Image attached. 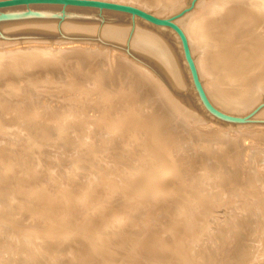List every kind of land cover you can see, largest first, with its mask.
Segmentation results:
<instances>
[{"label":"bare ground","instance_id":"6f19581e","mask_svg":"<svg viewBox=\"0 0 264 264\" xmlns=\"http://www.w3.org/2000/svg\"><path fill=\"white\" fill-rule=\"evenodd\" d=\"M153 2L158 7L155 11L156 14H163L164 12L167 14L169 12L168 9L172 7L171 2L173 1L170 2L171 4H169V0H153ZM239 7L245 9L250 15L253 12L255 14L257 12L258 14L256 15L261 13L259 16L260 18L264 16V0H207L206 3H203L199 12H190L177 20L189 44L190 51L194 54L197 51L194 60L195 68L200 78L204 79L203 84L206 87L209 98L219 108L234 113L243 112L244 108H247L248 105L256 99L258 91L261 88L264 89L263 84L258 85L256 82L260 78L258 81L262 80L264 83V74L259 73L260 70L264 73V31H261V33L259 32L260 37L257 38L260 44L259 54L262 55V59L260 58L261 62H259L260 60L256 62L257 65L252 64L253 66L245 64V61L249 60L258 49L259 45L256 39H254L255 41L252 43L251 40H253V38H250L252 43L250 47H247L249 45L246 46L245 44L243 48L238 47V49H236L237 47L235 48L232 43H228L224 38H228V35H220L222 34V21L218 20V18H223V16L226 15L228 16V14L235 11V9H239ZM174 9L173 7V10ZM263 19L264 17L259 20ZM256 22H258V20ZM258 26L260 27V25ZM238 27L235 29L237 30ZM227 29L228 28H226V30ZM226 30L224 31L225 33L228 32ZM233 31L230 33L234 36L233 33L235 32ZM104 32L111 37H119V34H122L118 30H108ZM236 34H238V31ZM230 36L228 39H230ZM130 45L141 56L148 59L155 66L154 68H157V71L163 76V79H161V77L155 74L157 71L154 73L151 67L150 69L145 67L147 63H143L144 66H142L143 64L141 65L126 60V66L132 70L133 75L131 77L135 80L130 78L131 81L130 83L128 82V86L124 85L123 87H127L125 88L127 89L126 92L132 97H134L133 95L137 89L142 90L143 97L148 96L151 104H144L145 107H143V109L141 108L142 111L135 110L137 109L136 107L133 110V106L132 108L131 106L127 107L128 105L122 106L121 103L116 101L118 99L115 98H121L120 90L123 87L121 88L119 85L125 80L123 79L125 76H122L123 78L118 77L122 80H120L121 83L118 82L119 79L115 78L117 79L116 82L120 83L119 85L117 84V86L121 89L118 87L116 88L112 83L115 88L105 90L106 86L104 87L105 89H103V84L108 79L106 77L108 72L106 71V75L103 74L107 79L104 77L105 81H100L98 75L104 72L100 69L99 71L97 70V72L101 73L96 74V76L89 75V77L93 76V82L90 83L96 86L94 90L100 92L102 96L110 101L114 100L117 102L115 105L120 108V110L114 117H110L108 114L109 112H106L108 109H105V107L101 105L95 107L97 111L95 109L92 112H88L87 110L84 111V102L82 101L81 104L78 102L83 96L82 92L80 93L81 97H77L75 93V95L63 94L66 95L67 104H62L61 108L54 109L55 107H53V109H51L50 106L45 105L43 102V98H46V95L51 94V92L43 93V90L47 89V85L41 88L40 83H36L35 81L36 89H32L34 91L29 90L31 93H27L28 90L26 91V95H28L29 99L27 97H25V99L27 98L26 100L21 98L20 100L18 98L19 100L14 104L13 102L12 104L11 102L6 103V106L4 105L5 108H2L3 104L2 106L0 105V109H3L2 111L7 114H12L10 117L19 123L16 130L25 133L35 131L41 137L31 140L28 145L22 144L23 147H21L20 150L23 152V155L13 156L11 154L13 151L9 150L10 147L6 149L4 147L3 151L0 153V160H3V166L0 165L1 184H9V177L13 176L10 185L13 181L15 182L11 188V192H16L35 201L44 211L50 225L57 227L63 223H76L78 226L77 230L81 232L83 237H85L86 240L90 238L94 241V245L92 244L94 246L93 248L89 245L94 253L90 256L87 254L86 258L81 260L83 264L91 262L94 260L95 256L105 257V260H107L106 264H115L114 253L117 252L119 256L123 257L121 264H208L203 258V248L196 250L195 245L191 244L188 240L176 239V235L178 232H181V229L186 230L185 228H188L186 223H189V220L195 221L199 219V216H197L198 214H196L197 210L192 207L194 204L197 205L202 212L205 211L204 218L200 220L204 222L206 226V220L213 216L212 210L217 208L223 210L221 215L223 221H218L216 230L210 232L207 236L208 239L211 238L213 240L216 248L215 251L218 253L221 252L223 242L226 240V242L230 243V246L226 249L230 251V249L234 247L237 251H234L236 254L232 253L233 256L232 254H230L231 256L228 255L233 258L235 255V261L232 260L233 258H227L230 263L241 260L244 264H264V127L253 129L259 132L255 135L258 138L252 145H246L248 148L241 154L236 153L231 143H229H233L232 140L236 138L237 134H229V132L224 131L223 134L220 133V137L216 139H205V142H207H203L204 144H201L200 140L189 145L186 142L187 147L190 146L188 149L190 155L186 153L190 158L189 163H177L175 156L172 157L173 155L171 156L167 151V147L171 144L169 142L174 139L173 127L175 122H181L180 124L185 125L183 127L185 129H196L199 124H201L199 115L194 114L191 107H187L177 96V92L179 90L181 91L186 84V79L179 63V57L167 39L155 33L148 32L142 29V27H138L134 30ZM51 46L49 48L46 45H34L26 49L23 47L24 50L20 51H17L14 47L15 50L9 48V50L4 51L3 44L0 43V73H5L6 70L14 71L19 69L20 66H23L25 68L24 73H26H23L25 75L24 77L31 81L32 76H30V74L33 75L32 73L36 71L33 69V63L42 60L45 64L50 61H55L63 65V54L65 53L64 50L67 48L58 47L56 49L54 46L55 49L51 51L53 47ZM75 48L80 47L76 46ZM90 48L87 49L86 46V49L83 51L85 55L83 60H85L88 63L87 66H89V69L86 66L85 68L93 72L95 70L93 68V65H95L93 64V59L96 56L101 57L102 55L107 58L106 60H108L110 56L104 48H102L103 50L101 48ZM231 52H234L236 55V61L230 58V61L226 58H221L218 59V64L222 67H218L215 64V61H217V53L230 57L229 54ZM77 60H81V58ZM83 64L85 65V62ZM83 64H81V66ZM248 66L251 67L247 68ZM111 67L112 66H109V68ZM258 67H260V70H255L256 68L259 69ZM77 68H79V65ZM20 69L18 71H20ZM50 69L52 70L53 67H50L49 70ZM254 70L258 75L261 74V76L259 75L258 79L254 82V86L250 89L249 85L252 80L250 81L249 74L251 72L252 76ZM43 72L44 71H42V73ZM19 73H22V71ZM42 73H38V76L47 77L44 79L52 84L54 75L49 77ZM77 73L80 75V72ZM118 75L117 73L116 77ZM78 77L80 78V76ZM253 77L254 76H252V78ZM11 78L10 76L4 77L5 82L2 79L6 86H3V82H1V85L4 87H1V93L8 92L7 90H9V88L7 89V86L13 85V79ZM77 78L75 80H77ZM84 80L86 79L84 78ZM87 80H89L88 77ZM112 80L114 81V79ZM14 81L16 82L15 79ZM20 81L22 82V80ZM21 82L18 81L16 84L20 85ZM101 82L103 84H101ZM60 83L61 84L55 88H49L55 91L53 94H60L63 90L65 91L67 88H71L70 81ZM259 83H261V81ZM75 84L76 83H74V85ZM21 85L23 84L21 83ZM247 86H249L250 91L246 90ZM21 87L24 88L23 86ZM21 87L20 89H22ZM26 88L29 89V86ZM20 89L19 91H21ZM86 89L88 92L93 90L92 88ZM12 90L10 94L16 96V94H18L17 89L16 91ZM22 92H20V94ZM87 93L85 94L86 96ZM10 94H8V98L12 97ZM26 95L23 94L22 96ZM139 95L141 96L140 93ZM123 96H125V94H123ZM4 98L7 99V96L0 98V100L4 101ZM68 99H74L78 102L76 108H71ZM146 99L142 98V100ZM135 100L133 101L135 102ZM142 100L140 99V101ZM108 103L107 101V104ZM137 104L138 103H136V105ZM142 104L138 106L142 107ZM159 108L166 110V112H162ZM261 114H264V109H262ZM44 120L52 124L55 131H51V133H49V131L48 134L47 131L49 129L42 124ZM67 123H71V125L67 127ZM101 130L104 131L105 135L98 134ZM63 134L66 135L67 138H70L74 146L83 147L82 149H85L88 153H95L97 151L93 143L94 140H100L101 137H103L104 143H122L120 150L124 156L135 158L137 162L136 171H132L127 167L121 170L117 166V161L115 159L104 154V156L99 155L100 160L104 163L93 168V171L90 170V172L84 174L85 180L80 183L77 190H74L76 188L74 183H69L66 181V177L58 175L53 170L49 171L47 174L49 180L44 181L40 176L39 169L30 167L26 157H29V154L31 155V153H33L34 147L39 143L41 144L43 142L42 139L45 138L52 139V143L55 142L56 148H58L56 154L62 156L66 151L61 144L58 145L57 141L62 138L61 135ZM137 134H139V137ZM185 136L183 137L185 138ZM134 141H136L139 149H130L126 147L127 144ZM210 141L219 145L218 148L222 152H224L223 150H227L224 152L226 153L224 155L225 158L218 164L213 165V163L209 162L211 156L216 157V151L212 149L214 147L208 146V144L211 143ZM225 141L228 142L223 144ZM66 142L70 143L69 140H66ZM7 143L13 144L10 140L7 141ZM174 145L169 147H175L176 145ZM17 148L19 149V147ZM178 152L175 151V154H178ZM206 155L210 157L208 158ZM35 156L37 155L35 154ZM182 158H184V156ZM194 162L197 163V170H193L194 167L192 164ZM208 163L212 164V168H210L211 165L208 167ZM225 163L228 164L225 165ZM180 164H184V167H180ZM169 170L171 174L173 172V175H171L173 177L170 176L172 179H166L168 176L166 172ZM197 171L201 173L197 174ZM240 175L241 177L239 178ZM197 177H201L200 180L197 179ZM238 180L241 181V183L238 182ZM98 182L104 184L107 189L108 196L102 201H97L91 195L92 188ZM235 183L236 185H238V183L240 185L243 184L245 188H243L244 192L241 193V186H236ZM72 189L74 191L70 192ZM113 191H117L116 197H113ZM133 197L139 198L140 202L136 207L133 205L121 208L122 226H124V223L126 224V221H130L132 209L146 204L151 206L154 220L158 218L160 213L167 210L173 214V221L166 227L168 228L166 231L168 233L165 234L161 232V228L150 229L147 227V229L145 228L146 230H144L145 232L142 231V228H136L134 235L130 234L126 237V242L114 248H110L109 244L106 243L107 241L105 242L103 238L95 235L92 228L86 223L93 214L91 208L102 209L108 205L117 206ZM79 217H81L80 221ZM4 225H6V227H4ZM0 232L5 233V247L4 253L0 255V264H35L34 261L36 258L43 259L42 262L44 264H59L62 261V259L52 258L51 254L45 251L42 245L36 241L39 237L37 238V236L31 234L35 232V229L32 226H26L20 223L18 218L7 206L0 207ZM75 234L76 233L73 232L74 236H76ZM222 235L224 240L222 239ZM21 238L27 244V251L24 253L16 249V244ZM205 244L207 246L210 245L206 247L208 250L210 247H214L211 242ZM58 245L66 250L69 259H80L79 248L77 247L76 241L74 244L72 243V245L66 243ZM234 248L231 250L233 251ZM225 256L227 257V254H225ZM226 257L224 259H226ZM225 262L218 256L216 259L212 260L211 264H227L228 260H225Z\"/></svg>","mask_w":264,"mask_h":264},{"label":"rangeland","instance_id":"374dc122","mask_svg":"<svg viewBox=\"0 0 264 264\" xmlns=\"http://www.w3.org/2000/svg\"><path fill=\"white\" fill-rule=\"evenodd\" d=\"M104 1L115 2V3H120V4H125V5L136 7L142 10L143 12H146L152 16H155L157 19H161V20L165 19L170 24L156 23L137 13H131L129 11H125L121 9H115V8L103 7V6H97V5H88V4L61 3V2H28V3L5 5V6L0 7V43L3 44L4 51L9 50V48L14 49V47L16 48L17 51L18 50L20 51V50H24L34 45H39V46L46 45L49 48L52 45L53 47L51 46L52 47L51 51L55 49L54 46L56 47V49L58 47L67 48L64 50L65 53L63 54V57H64L63 65L60 62H55V61H50L45 64L42 60L37 63L36 62L33 63V69L36 71L32 73L33 75L30 74V76H32L31 81H29L28 79L24 77L25 76L24 74L26 73H24L25 68L23 66L19 67V69L21 68L20 71H18L19 69L16 68L17 70H14V71L6 70L5 73H0V80H1L0 90H1V87L6 86V84L4 85V82H5L4 77L10 76L12 77L11 79H13V81L15 79L16 82L18 81L21 82L20 80H22L21 83L23 84L21 85L20 83V85H17L15 81L13 82L11 80L13 85L11 84L12 86L11 85L7 86V89L9 88V90H7L8 92H4V93H1L2 91L0 92V98L7 96V99L4 98V101L0 100L3 102V103L0 102L1 106L3 104L2 108H5L4 105L6 106V103H10V102L11 104L12 102L13 104L16 103L20 98L25 99V97H27L29 99L28 95L26 94L31 93V91H34L36 89V86H35V81H36V83H40L41 88L42 86L44 87L47 85L46 86L47 89H44L43 93L51 92V94L46 95V98H43L44 104L50 106L51 109H53V107H55L54 109L61 108L62 104H67L66 95H63V94H74L75 93L77 97H81L80 93L82 92L83 96L82 98L78 100V102L80 104L82 101L84 102L83 103L84 111L87 110L88 112L89 111L92 112L97 105H101V106H104L105 109H108V111L106 110V112L107 113L109 112L108 114L110 117H114L116 113L120 110V108H118L115 105V103L117 102L121 103L122 106L128 105L127 107L131 106V108L133 106L132 108L133 110L136 107L137 109L135 110L140 111L141 108L143 109V107H145V105H148L149 103L151 104L149 100L150 98L148 96L143 97V92L140 89H137L138 90V91L136 90L137 93L135 92V94L133 95L134 97H132L128 94V92H126L127 89L125 88L127 87L124 88L123 86L124 85L128 86L127 84L130 83L131 79L135 80L134 78L131 77L133 75L132 70H130L126 66L127 65L126 60L130 62H135L137 64H141V65L143 63L144 64L147 63L145 67H148L149 69L151 67V70L153 69L154 73L157 71V68L155 69L154 68L155 66L148 59L141 56L130 45L134 30L138 27L139 28L142 27V29H145L148 32H151L153 34L155 33L167 39L170 45L174 48L175 52L177 53L179 57V61H180L179 63H180L182 72L186 79L185 86L181 89V91L179 90L177 92L178 93L177 96L179 97L180 101L184 103L187 107H191L194 114L199 115L200 117L201 124H199L198 128L196 129L195 128L185 129L183 128L185 125L180 124L181 122L179 121L175 122L174 127H173L174 139L171 142H169L171 143L169 144V146H173L176 142L177 143L175 144L176 146L174 145L175 147L168 146L167 151L170 153L171 156L173 155L172 157L175 156V159H177V163L178 162L180 163L185 162V164L189 163L190 158L188 157V155H190V151L188 149L190 146L187 147V143L189 145L193 142L200 140L201 144H204L207 142V141L205 142V139L207 138L216 139L220 137V133L223 134L224 131L229 132V134H235V133L237 134L236 138L232 140L233 143L232 142H229V143H231V145L233 146L234 151L239 154L243 153V151H245V149L248 148L246 145H249V144L252 145L253 142L256 141L258 137L255 135L259 132L253 129L264 127V114H261L262 109H264V89L261 88L258 91V95L256 99L253 102H251L247 108L245 107L243 112L234 113L231 111L223 110L219 108L209 98L206 87L203 84L204 79L200 78L195 68L194 60H195V56L197 55L196 54L197 51L195 52V54L190 51L189 44L187 43L186 38H185L186 45H187L188 52H189L188 57H190L192 60L193 68H194L196 76L188 61L187 52L185 50V43L180 34L182 33L184 35V33H183V30L180 24L177 22V20L182 18L184 15L190 12H195V13L199 12V10L203 6V3H206L207 0H169V4L172 3V7L168 9V11L169 12L171 11V12L170 13L168 12L167 14L166 12H164L163 14H156L155 11L158 9V7L156 6V4H154L153 0L151 1L150 0H133V1L123 0L124 2L122 0H115V1L114 0H104ZM173 7L177 9L176 10L174 9L175 10L174 11ZM256 14L258 13L256 12ZM256 14L253 12L250 15L245 9L239 7V9H235V11L228 14L229 17L226 15V16H223V18L222 17L218 18V20L222 21V26H221L222 34L220 35L224 36L226 34V36L228 35V38H229V36L232 35L230 32L234 30L233 32L235 33L232 32L234 36L233 35L230 36V39H228L227 37H224V38L228 41V43L229 42L232 43L235 46V48L237 47L236 49H238V47L243 48L245 44L246 46L249 45L247 47H250V45H252V43L255 41L254 39H256V42L259 45L258 49L254 52L255 54H253L249 60L245 61V64L247 65H252V64L257 65L256 62H258L259 60H260L259 62H261V59H262V55L259 54L260 44L257 41L258 40L257 38L260 37L261 31H264L263 30L264 29L263 28L264 19L259 20V19H262L264 16L261 15L262 17L260 18L259 16L261 13L259 15H256ZM256 16H257V19H256ZM257 20L260 24L256 22ZM258 25H260V27ZM222 27L225 30L226 28H228L226 30L228 32L225 33L224 32L225 30ZM236 27H238L237 30L235 29ZM229 28L231 29V31ZM108 30L110 31L118 30L122 34H119L120 35L119 37L117 36L111 37L107 33L104 32ZM237 31H238V34H236ZM210 34H211V31H210ZM246 37H248L249 39ZM250 38H253V40H251ZM250 40L252 41V43ZM246 42H250V43H246ZM76 46L80 47L81 49L75 48ZM86 46H87V49H89L90 47L94 49L104 48L105 51H107V53H109V56H110L108 60H106L107 58H105L102 55H101L102 58L100 56H96L93 59V64H95L93 65V68L95 69L93 72H91L90 70H87V68L89 67L87 66L88 63L85 60H83V57H85L83 51L86 49ZM216 55H217V59H216L217 61L215 60L214 61L218 67H222L220 64H218V59L226 58L229 60L230 58L236 61V55L234 54V52H231L229 54L230 57H228L227 55H220L218 53ZM80 58L81 60H77ZM83 61L85 62V65L83 64L84 63ZM81 64L83 65L81 66ZM144 64L142 66H144ZM78 65H79V68H77ZM85 66L87 68H85ZM109 66H112V67L109 68ZM50 67H53L54 70L53 69L49 70ZM120 67L121 69L123 68L125 71L123 69L121 70ZM250 67L251 66H248L247 68H250ZM46 68L48 69V72ZM112 68L114 69L116 73L113 71ZM117 68H119L120 70ZM258 68L259 69L256 68L255 70H260V67ZM99 69L104 71L102 72L101 75L100 74L98 75V78H100V81H103V80L105 81L106 77L108 78L106 79L109 80V81L106 80L107 82L105 81L104 84L101 82V84H103V89L106 88L105 90H110L111 88H115V86L117 88L118 87L117 84L119 85L121 83L120 82L121 79L119 78H121L122 76H125L127 78L126 79L125 77L124 78L122 77L125 80L123 81L121 80L122 81L121 84L123 85L121 84L119 85V87L121 88L123 87V88L121 89L118 87L119 89H121L120 90L121 98H115V99H118L116 100L117 102L114 100H111V101L108 100L107 98L102 96L100 92H97V90H94V88H96L95 85H94L95 87L93 86V84L91 85V83L93 82L92 77L96 76V74L98 73H101V72H97V70L99 71ZM255 70H254L255 73L252 71L253 72L252 76H254L253 78L251 76V72L249 74V77H250L249 79L250 81L252 80L251 84L249 83L250 89H252V87L254 86V82L258 79L259 75L261 76V74L258 75ZM15 71H17L18 73ZM21 71L22 73H19ZM42 71L44 72L42 73ZM49 71H53V72H49ZM109 71L111 74L109 73ZM77 72H80V75ZM157 72L155 74H157L159 77H161V79H163V76L161 75V73L160 72L157 73ZM38 73L48 75L49 77H51V75H54L53 82H52L53 85L51 84V82H48L44 79L47 77L38 76ZM117 73L119 75L116 77ZM120 73H121V76H120ZM259 73L264 74L263 71L261 72V70ZM103 74H105L106 77ZM255 74H256V78H255ZM81 75H83L86 80H84L83 76ZM89 75H93V76L89 77ZM126 75L127 76L129 75V76L127 77ZM78 76H80L81 79ZM108 76L111 78H109ZM87 77L89 78V80H87ZM76 78L77 80H75ZM115 78L119 79L118 82L120 83L116 82L117 79ZM2 79L4 82L2 81ZM112 79H114V81ZM80 80H83V81H80ZM258 80L256 81L258 85L260 84L264 85L262 80H260L261 83H259L260 81ZM66 81H70L71 88H67V90L65 91L63 90V92L60 94L59 93L53 94L55 93V91L53 89H49L50 87L55 88L61 84L60 82H66ZM1 82H3V84ZM73 82L76 84L74 85ZM88 82L90 85L88 84ZM112 83L115 86H113ZM19 86L20 87L23 86L25 89L22 87H21L22 89H20ZM28 86H29V89L26 88ZM249 86H247V89H246L247 91H250ZM85 87L92 88L93 90L91 92H88ZM12 88L15 91L17 89L18 91L17 92L18 94H16L17 97L13 94H10L11 93L10 91L12 90ZM19 89L21 91H19ZM20 92L22 93L20 94ZM86 93H87V96L85 95ZM122 93L125 94V96H123ZM139 93L141 94V96L139 95ZM8 94L12 95L13 98L12 97L8 98L9 96ZM23 94H25L26 96H22ZM142 98L143 99L147 98L149 102L147 99L142 100ZM140 99L142 101H140ZM131 100H132V104H131ZM133 100H135V102L138 104L136 105V103ZM107 101L109 102L108 104H107ZM78 102H76V100L74 99L72 100L68 99V103L71 106V108H76ZM141 104H142V107L138 106ZM91 106L92 108L90 109ZM111 106L114 108H112ZM2 110L3 109H0V153L1 151H3L4 147L5 149L10 147L9 150L13 151V153H11L13 156H19L20 154L23 155V152L20 150L21 147H23L22 144L28 145L31 142V140L36 139V138H41V137L35 131H30L29 133H25V132L16 130L18 128L19 123H17L15 119H12V117H10L12 116V114H7L6 112ZM95 110L97 111V109ZM161 111L166 112V110H163V109H161ZM47 122L48 121L44 120L42 123L45 125L46 128L49 129L47 133L49 131H50L49 133H51V131H55V129L53 128L54 126ZM70 125L71 123L66 124L67 127H69ZM67 129H70V128H67ZM98 134L105 135L104 131L102 130L99 131ZM61 136L62 138H60L57 142H58V145L61 144L62 147L65 148L66 153L62 154V156H59L56 154V151L58 148H56L55 142L52 143L51 142L52 139L45 138V139H42L43 142L41 144L39 143L36 147H34L33 153H31V155L32 154L33 155L31 156L29 154V157L28 156L26 157L27 158L26 160L30 167L39 169L40 176L42 179H44V181L49 180V178H47V174L49 173V171L53 170L58 175H62L63 177H66V181H68L69 183L71 184L74 183L76 185V188L74 190H77L79 188L78 186L80 185V183L84 182L85 180V177L83 175L86 174L87 172H90V170L93 171V168H95L99 164L104 163L103 161L100 160V156H99V155L104 156V154L112 159H115L117 161V166L121 170H124L125 167H127L132 171H136L137 162L134 157L124 156L122 154L120 150L122 143L121 144L110 143V142L104 143L103 137H101L100 140L96 139L94 140V143H93L97 151L95 153H88L85 149H82L83 147L80 148V147L74 146L70 138H67L66 135L63 134ZM137 136L139 137V134H137ZM183 136H185V138ZM176 138L177 139L179 138L178 140H181V141H178ZM9 140L12 141L13 144L7 143V141ZM66 140H69L70 143H67ZM212 141H210L211 143L208 142L210 143L208 144V146L214 147L212 149L216 151V157H212V156L210 157L208 156L209 154L206 156L208 158L210 157L209 162L213 163L214 165V164L220 163L221 160L225 158L224 155L226 153L224 152L227 150H223L224 152H222L218 148L219 145H216L215 142H212ZM227 142L225 141L223 144ZM137 146L138 145L136 141H134V142H130L129 144H127L126 147L130 149H135V148L137 149L138 148ZM182 146L184 149L182 148ZM17 147H19V149ZM174 150L176 152H178L179 150V152L181 153L178 152V154L176 153L177 154L176 155ZM35 154L37 156H35ZM183 156L184 158H182ZM211 163H208L209 164L208 167H210L211 165L210 168H212ZM2 164H3V160H0V165ZM196 164L197 163L195 162L192 164L194 167L193 170H197ZM227 164L228 163H225V165ZM180 165H181L180 167H184V164H180ZM196 173L200 174L201 172L197 171ZM166 174L169 176V177L167 176L166 179H170L171 177H173L171 176L173 175V172L171 174L170 170L167 171ZM240 177L241 175L239 176V178ZM200 178L201 177H197V179L199 180ZM12 179H13V176H10L9 177L10 182L12 181ZM10 182L7 185H3L0 182V207L7 206L10 209V211L13 212L14 215L18 218L20 223L26 226H32L35 229V232L31 234L37 236V238L39 237L38 240L36 241L42 245L45 251L51 254L52 258L62 259V261L59 264H83L81 260L82 259L84 260L87 254L89 256L93 255L94 252H92V249L90 248V246L92 248L94 247L93 246L94 241H92L90 238H89L90 240L89 239L86 240V238L83 237L81 232L77 230L78 226L76 223H73V224L63 223L57 227L50 225L49 220L46 219L44 211L35 201L28 199L27 197L20 195L16 192H13V191L11 192V188L13 187V184L15 181H13L11 185H10ZM238 182L241 183V181L239 180ZM236 186H241L242 188L241 193L244 192L245 188L243 187V184L240 185L238 183V185ZM74 190L72 189L70 190V192ZM91 191H92L91 195L97 201H102L106 199L108 196L107 189L105 185L102 184L101 182H98L97 184H95V186L92 188ZM112 194L114 195L113 197H116L117 191H113ZM139 202H140L139 198L133 197L132 199H129L126 202H123L122 204L120 203V205H117V206L108 205L102 209L91 208V210L93 211V214L90 216L91 218L89 219V221H86V223L89 225L90 228H92L95 235H98L99 237L103 238L105 242L107 241L106 243L109 244L110 248L111 247L114 248L126 242V237L129 236L130 234L134 235L136 228H139V229L142 228L143 232H145L144 230H146L147 227L150 229H154V228L160 229L161 228L162 229L161 232H164L165 234H167L168 232L166 231L168 228L166 227L173 221L174 219L173 214L167 210L163 213H160L158 218L154 220L151 206L146 205V204L140 205L136 209L131 208L132 212L130 214L131 216L130 221H126V224L124 223V226H122L121 208L129 207L133 205L136 207V205ZM192 207L197 210L196 214H198L197 216H199V219H196L195 221L189 220V223H186L188 228H185L186 230L181 229L180 230L181 232H178V234L176 235V239L188 240L191 244L195 245L196 250L203 248L204 249V251L202 250L203 258L208 264H211L212 260L216 259L218 256L221 257V260L223 262H225V260L226 261L228 260L227 264H244V262L241 260H237L236 262H231V263L229 262V259L227 258L232 259L233 257H229L231 256L230 254L232 253L236 254L235 252L237 251L235 250L234 247H233L234 248L233 251L231 250L233 248H231L230 251H228L229 249H226L230 246V243L226 242V240L223 239V235H222V239L224 240V242H223L222 250L221 252H219L220 254L217 251H215L216 248L213 243V240L211 238L209 239L207 238L210 232H213L216 230L218 221H223L222 220L223 218L221 216L223 213V210L221 208L212 210L213 216L206 220L207 221V226H206L204 225V222L200 220L201 218H204L205 211L202 212V210H200L199 207L195 204L192 205ZM80 220H81V217H79V221ZM4 227H6V225H4ZM73 232L76 233L75 235L77 237L73 235ZM4 235H5L4 232H0V255L4 253V247H5ZM75 241L77 242V245H78L77 247L79 248V258L80 259L71 260L69 259V257H67L66 250L61 248L60 245L58 244L66 243V244L72 245V243L74 244ZM210 242L213 244L214 247L213 248L210 247L211 249L209 248L208 250L206 247L210 245L207 246L205 243H210ZM16 249L19 250L21 253H24L25 251H27V244L24 240H22V238L16 244ZM225 254H227V257L225 256ZM114 255H115L114 256L115 264H121L123 257L119 256L118 252L114 253ZM99 257L95 256L94 260L86 264H106L107 260H105V257H102V256H99ZM225 257L226 259H224ZM232 260L235 261V255ZM42 261L43 259L36 258L34 263L44 264Z\"/></svg>","mask_w":264,"mask_h":264},{"label":"water","instance_id":"95a60500","mask_svg":"<svg viewBox=\"0 0 264 264\" xmlns=\"http://www.w3.org/2000/svg\"><path fill=\"white\" fill-rule=\"evenodd\" d=\"M28 2H61V3H76V4H88V5H97V6H103V7H109V8H115V9H121L125 11H129L131 13H137L143 17H146L147 19L156 22V23H166L170 24L167 22L165 19H157L155 16H152L146 12H143L142 10L125 5V4H120V3H115V2H109V1H104V0H0V7L5 6V5H12V4H18V3H28ZM174 26V25H173ZM175 27V26H174ZM182 36V39L185 43V50L187 52V57L188 55V48L186 45L185 37L182 33H180ZM188 61L190 63V66L195 74L194 68H193V63L190 57H188ZM196 76V74H195Z\"/></svg>","mask_w":264,"mask_h":264}]
</instances>
